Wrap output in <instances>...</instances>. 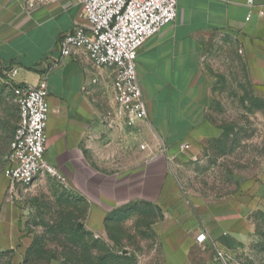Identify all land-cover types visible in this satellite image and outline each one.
Instances as JSON below:
<instances>
[{"label":"crops","instance_id":"0c3cea01","mask_svg":"<svg viewBox=\"0 0 264 264\" xmlns=\"http://www.w3.org/2000/svg\"><path fill=\"white\" fill-rule=\"evenodd\" d=\"M177 8L176 18L138 53L136 69L149 114L132 127L113 111V70L95 67L83 48L47 70L46 58L60 57L63 36L88 25L81 0L31 11L23 9L21 0H0V64L16 68L19 83L36 84L47 77V159L69 178L92 214L93 207L98 209V216L92 215L97 228L110 212L149 202L168 210L175 232L195 233L196 240L207 230L199 220L203 229L196 231V209L183 198L170 169L181 146L203 138L206 129V41L215 33H240L252 76L264 75V0H178ZM189 221H194L191 227ZM172 230L162 236H173Z\"/></svg>","mask_w":264,"mask_h":264},{"label":"rangeland","instance_id":"374dc122","mask_svg":"<svg viewBox=\"0 0 264 264\" xmlns=\"http://www.w3.org/2000/svg\"><path fill=\"white\" fill-rule=\"evenodd\" d=\"M203 69L204 136L170 161L196 209V231L202 220L214 240L199 244L149 202L112 211L97 228L98 209L91 213L69 178L41 176L11 198L7 156L19 106L0 64V264H223L219 249L229 264H264V75L252 76L236 31L208 38Z\"/></svg>","mask_w":264,"mask_h":264},{"label":"built area","instance_id":"2783aa9c","mask_svg":"<svg viewBox=\"0 0 264 264\" xmlns=\"http://www.w3.org/2000/svg\"><path fill=\"white\" fill-rule=\"evenodd\" d=\"M61 0H21L22 7L31 11L40 5ZM255 0H249L253 4ZM178 0H81L82 15L87 26H75L60 42V57L48 56L45 64L50 71L83 48L97 68L114 72V102L118 112L129 122L148 118L149 109L140 83L136 59L145 42L156 35L177 16ZM250 19V16L247 17ZM16 68L6 70V80L19 106V118L7 156L8 192L10 197L28 188L44 175L67 181L66 176L47 158V126L49 116L48 80L38 83L15 81ZM190 148L189 143L181 146ZM199 244L214 243L208 230L196 235ZM223 264H229L226 252L218 250Z\"/></svg>","mask_w":264,"mask_h":264},{"label":"trees","instance_id":"16d2710c","mask_svg":"<svg viewBox=\"0 0 264 264\" xmlns=\"http://www.w3.org/2000/svg\"><path fill=\"white\" fill-rule=\"evenodd\" d=\"M118 210H121V209H118ZM116 211V210H115Z\"/></svg>","mask_w":264,"mask_h":264}]
</instances>
